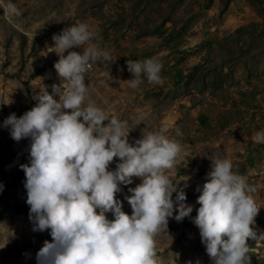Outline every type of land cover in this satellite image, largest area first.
Instances as JSON below:
<instances>
[{"label":"rangeland","instance_id":"1","mask_svg":"<svg viewBox=\"0 0 264 264\" xmlns=\"http://www.w3.org/2000/svg\"><path fill=\"white\" fill-rule=\"evenodd\" d=\"M9 2L0 0V211L6 204L20 209L0 218V264H37L36 253L52 240L50 230L34 232L29 220L20 165L30 163V140L14 141L3 122L34 107L44 87L52 94L51 85L62 83L54 68L59 57L48 48L53 34L81 22L115 60L101 58L85 74L88 99L109 119L127 122L130 144L163 128L183 148L166 173L173 183L182 179L178 188L193 211L181 222L169 218V235L155 236L159 264H212L192 219L215 157L229 159L255 187L261 208L254 230L264 232V144L254 140L264 130V0H11L19 15L7 10ZM153 57L163 64V83L144 78L130 88L126 61ZM140 182L133 177L116 194L129 215L125 196ZM247 244L251 264H264V241Z\"/></svg>","mask_w":264,"mask_h":264},{"label":"clouds","instance_id":"2","mask_svg":"<svg viewBox=\"0 0 264 264\" xmlns=\"http://www.w3.org/2000/svg\"><path fill=\"white\" fill-rule=\"evenodd\" d=\"M7 10L20 14L11 0ZM52 40L48 49L59 57L54 68L62 83L51 85L52 94L44 87L34 97V107L3 122L14 141L30 140V163L20 165L29 220L34 232L50 230L52 237L36 253L37 264H159L155 236L168 234L169 218L181 222L193 211L185 203V191L178 188L182 179L173 183L166 173L182 145L169 139L163 128L143 133L130 144L127 122L109 119L88 99L87 71L101 58L105 63L115 60L93 42L98 33L87 23L65 27ZM126 64L133 77L126 81L130 88L138 89L144 78L163 83V64L156 58L129 59ZM254 140L264 144V130L256 132ZM114 158L119 162L109 170ZM210 160L206 182L197 189L200 207L192 222L212 264H251L247 240L264 241V232L257 235L254 230L261 208L253 196L256 189L233 171L229 159ZM133 177L141 182L125 196L129 215L116 194L121 185H131Z\"/></svg>","mask_w":264,"mask_h":264},{"label":"trees","instance_id":"3","mask_svg":"<svg viewBox=\"0 0 264 264\" xmlns=\"http://www.w3.org/2000/svg\"><path fill=\"white\" fill-rule=\"evenodd\" d=\"M20 207L18 206H13L11 204H6L0 211V218L4 217L5 215H7L10 212L19 210Z\"/></svg>","mask_w":264,"mask_h":264},{"label":"bare ground","instance_id":"4","mask_svg":"<svg viewBox=\"0 0 264 264\" xmlns=\"http://www.w3.org/2000/svg\"><path fill=\"white\" fill-rule=\"evenodd\" d=\"M91 68H92V67H91ZM91 68H90L88 71H90V70H91ZM88 71H87V72H88Z\"/></svg>","mask_w":264,"mask_h":264}]
</instances>
